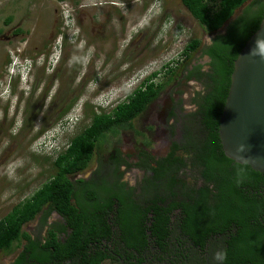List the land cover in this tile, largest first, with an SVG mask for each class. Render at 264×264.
I'll return each instance as SVG.
<instances>
[{
    "label": "rangeland",
    "instance_id": "rangeland-1",
    "mask_svg": "<svg viewBox=\"0 0 264 264\" xmlns=\"http://www.w3.org/2000/svg\"><path fill=\"white\" fill-rule=\"evenodd\" d=\"M0 31V220L50 180L57 153L93 110L115 107L154 73L162 81L163 67L188 43L199 39L203 48L217 34L204 31L181 0H0ZM24 60L27 84L15 78ZM94 160L76 179L89 176ZM41 217L24 227L34 238L60 221L56 213L46 224ZM21 251L0 252V264Z\"/></svg>",
    "mask_w": 264,
    "mask_h": 264
},
{
    "label": "trees",
    "instance_id": "trees-1",
    "mask_svg": "<svg viewBox=\"0 0 264 264\" xmlns=\"http://www.w3.org/2000/svg\"><path fill=\"white\" fill-rule=\"evenodd\" d=\"M181 2L204 31L217 33L211 45L203 48L201 40L193 39L175 64L167 63L163 67L164 77L169 76L167 82H170L179 65L190 63L196 51L201 50L211 60L210 70L200 74L208 82L200 110L202 120L198 123L203 126L199 131L204 136L203 146L192 151L197 152L204 188L194 205L185 210L188 214L185 231L201 248L206 246L209 236L219 240L222 251L227 253L224 264H264V173L228 158L219 138L220 117L235 61L264 19V0ZM159 74L144 80L115 107L93 110L90 124L57 153L53 161L55 174L50 180L0 220V252L13 254L22 250L12 264H102L107 259L99 249V237L103 235L100 232L104 235L110 232L105 217L107 206L103 205L100 188L93 180L76 177L88 170L96 150L109 142L110 135L116 136L121 128L131 127L134 119L160 96L167 83L155 82ZM71 110L64 111L63 117ZM155 209L156 213L160 211ZM100 211H104L102 215ZM54 213L61 221L48 228L45 238H34L24 230L38 215H42L46 224ZM124 214L125 221L120 223L126 245L140 251L139 247L147 243L139 236L137 211L126 209ZM158 225L155 217L150 230L157 238L166 222ZM158 244L173 263L171 252L176 251V245L170 249L169 244Z\"/></svg>",
    "mask_w": 264,
    "mask_h": 264
},
{
    "label": "flooded vegetation",
    "instance_id": "flooded-vegetation-1",
    "mask_svg": "<svg viewBox=\"0 0 264 264\" xmlns=\"http://www.w3.org/2000/svg\"><path fill=\"white\" fill-rule=\"evenodd\" d=\"M199 54L202 58L179 65L170 82L168 76L157 83H167L160 96L134 119L131 127L121 128L116 136L110 135L109 140L116 142L96 150L95 167L88 177L81 178L94 181L100 188L103 205L107 206L108 219L104 218L110 232H100L103 235L99 237V249L111 264H213V253L222 250L221 242L211 236L204 248L197 246L185 231V210L194 205L204 188L197 152L192 151L203 146L204 136L199 133L203 126L198 123L202 120L200 110L208 82L200 74L210 70L211 60L201 51ZM154 207L160 211L156 213ZM131 208L136 209L140 218L139 225L136 224L141 226L139 236L147 243L139 247L140 251L126 245L121 229L120 221H125L124 213ZM155 217L159 225L166 222L158 238L150 230ZM159 242L169 244L170 249L176 245V251L171 252L173 263L169 262V254L160 249Z\"/></svg>",
    "mask_w": 264,
    "mask_h": 264
},
{
    "label": "water",
    "instance_id": "water-1",
    "mask_svg": "<svg viewBox=\"0 0 264 264\" xmlns=\"http://www.w3.org/2000/svg\"><path fill=\"white\" fill-rule=\"evenodd\" d=\"M219 138L228 158L264 173V19L235 61Z\"/></svg>",
    "mask_w": 264,
    "mask_h": 264
},
{
    "label": "clouds",
    "instance_id": "clouds-1",
    "mask_svg": "<svg viewBox=\"0 0 264 264\" xmlns=\"http://www.w3.org/2000/svg\"><path fill=\"white\" fill-rule=\"evenodd\" d=\"M53 55H54V53L49 57V63L50 64H53L54 63L53 60H52L53 59ZM26 62L27 61L24 60L23 62H20L19 64H18V62L16 63V65L18 64V68H17V75H16L15 78H20L21 79V82L25 81V83L27 84V81L25 79V75H26L27 70H28V67H27ZM148 78H145L144 80H146ZM143 81H141V83ZM7 86H8V89L10 90V88H11V82H8L7 83ZM21 90L24 91V88H21ZM69 114H71V113H69ZM73 121H74V118H71L70 115H67L66 118H65V125L67 126L70 123H72ZM226 259H227V253H226V251L217 250V251H215L213 253V264H224V262L226 261Z\"/></svg>",
    "mask_w": 264,
    "mask_h": 264
}]
</instances>
